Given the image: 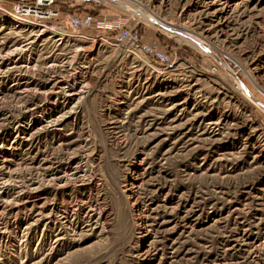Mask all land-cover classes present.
<instances>
[{"label": "rangeland", "instance_id": "obj_1", "mask_svg": "<svg viewBox=\"0 0 264 264\" xmlns=\"http://www.w3.org/2000/svg\"><path fill=\"white\" fill-rule=\"evenodd\" d=\"M53 1L93 29L0 24V264H264V0Z\"/></svg>", "mask_w": 264, "mask_h": 264}, {"label": "built area", "instance_id": "obj_2", "mask_svg": "<svg viewBox=\"0 0 264 264\" xmlns=\"http://www.w3.org/2000/svg\"><path fill=\"white\" fill-rule=\"evenodd\" d=\"M79 6L86 4L103 5L102 0H75ZM53 0H0V24H10L22 29L33 27L45 28L60 36L77 35L91 31L94 17L87 13H71L62 15L53 8ZM53 20H58L52 25ZM107 25H102L106 27ZM108 25L104 30L112 29V35H102V41L122 48L127 53L140 56L145 63L156 65L159 70L172 68L171 56L162 50L154 41L143 43L134 28L119 23L112 28ZM80 35V34H79ZM83 37L84 36H80Z\"/></svg>", "mask_w": 264, "mask_h": 264}, {"label": "bare ground", "instance_id": "obj_3", "mask_svg": "<svg viewBox=\"0 0 264 264\" xmlns=\"http://www.w3.org/2000/svg\"><path fill=\"white\" fill-rule=\"evenodd\" d=\"M104 3L103 4H106V2H108V1H112V0H102ZM117 3L119 4V6H121V7H124V8H128V7H126L125 6V3H122L121 1L119 2V1H117ZM135 13H137L138 15H139V17L140 18H142V19H144L143 17H144V15L141 13V12H139L138 10L135 12ZM147 19V18H146ZM39 30H43V31H49V30H47V29H45V28H38V31ZM49 32H52V31H49ZM39 33H41V31L39 32ZM183 36V38H185V39H187V40H190V41H192V42H195V39L194 38H192V37H190V36H187V35H182ZM197 42V41H196ZM171 69V68H170ZM227 70V69H226ZM232 75V74H231ZM60 187V186H59ZM59 187H57V188H59Z\"/></svg>", "mask_w": 264, "mask_h": 264}]
</instances>
